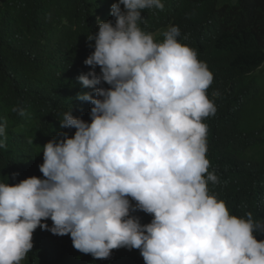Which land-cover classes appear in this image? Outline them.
<instances>
[{
	"label": "clouds",
	"instance_id": "obj_1",
	"mask_svg": "<svg viewBox=\"0 0 264 264\" xmlns=\"http://www.w3.org/2000/svg\"><path fill=\"white\" fill-rule=\"evenodd\" d=\"M152 7L164 4L112 3L114 19L96 18L98 31L87 34L92 49L69 69L82 90L70 101L78 106L38 112L55 135L37 159L42 178L0 182V264H21L37 227L70 235L95 259L127 248L139 249L145 264H264V217L230 214L215 194L241 158L218 125L230 83L218 92L207 65L179 42L178 26L160 42L142 30V10ZM12 111L25 115L19 106ZM253 120L251 110L242 112L244 128ZM15 121H0V148L8 126L20 159Z\"/></svg>",
	"mask_w": 264,
	"mask_h": 264
},
{
	"label": "trees",
	"instance_id": "obj_2",
	"mask_svg": "<svg viewBox=\"0 0 264 264\" xmlns=\"http://www.w3.org/2000/svg\"><path fill=\"white\" fill-rule=\"evenodd\" d=\"M114 2L0 0V121L15 117L14 143L25 147L24 158L13 155L7 126V148H0V182L11 185L28 176L42 178L37 159L55 131L47 128L38 112L56 108L60 102L69 108L78 106L70 101L82 90L76 87V71L69 69L74 70L80 55L92 49L87 34L98 31L96 18L114 19L110 14ZM161 2L162 10H142V30L160 42L169 26H178L179 42L194 49L198 60L207 65L218 92L229 83L232 90L218 125L236 141L241 158L215 194L227 201L230 214L246 218L251 212L264 217V0ZM80 102L90 111V102ZM16 106L25 115L13 112ZM246 110L254 113V120L244 128L240 118ZM15 170L18 175L13 178ZM45 222L52 224L50 219ZM32 240L33 248L21 264H145L139 249H113L109 258L95 259L75 249L70 235L39 227Z\"/></svg>",
	"mask_w": 264,
	"mask_h": 264
},
{
	"label": "rangeland",
	"instance_id": "obj_3",
	"mask_svg": "<svg viewBox=\"0 0 264 264\" xmlns=\"http://www.w3.org/2000/svg\"><path fill=\"white\" fill-rule=\"evenodd\" d=\"M222 2H223V0H219V3H220V4H222ZM153 38H154V37H153ZM22 261H23V260H22ZM22 261H21V263H22Z\"/></svg>",
	"mask_w": 264,
	"mask_h": 264
}]
</instances>
